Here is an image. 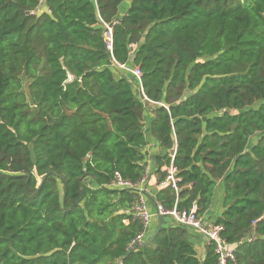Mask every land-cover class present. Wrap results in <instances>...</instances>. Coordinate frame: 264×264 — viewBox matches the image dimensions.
Returning <instances> with one entry per match:
<instances>
[{
  "label": "trees",
  "instance_id": "1",
  "mask_svg": "<svg viewBox=\"0 0 264 264\" xmlns=\"http://www.w3.org/2000/svg\"><path fill=\"white\" fill-rule=\"evenodd\" d=\"M127 1L0 0V264H217L174 224L131 249L138 195L108 186L171 162L152 202L220 186L231 264H264V0Z\"/></svg>",
  "mask_w": 264,
  "mask_h": 264
},
{
  "label": "built area",
  "instance_id": "2",
  "mask_svg": "<svg viewBox=\"0 0 264 264\" xmlns=\"http://www.w3.org/2000/svg\"><path fill=\"white\" fill-rule=\"evenodd\" d=\"M106 29L105 41L109 50L112 45V29L110 26L104 24ZM120 69L130 73L139 83V91L143 100H147L141 89V72L138 68H127L125 66H119ZM176 149L171 154V160L174 159ZM165 172V178L163 181L154 187L169 186L175 193H177V183L180 181L177 178L176 169L172 165L162 169ZM147 176L144 177L139 183L132 184L129 181L121 179L116 174L114 181L108 186L109 189L117 190H131L137 193L138 202L133 207V217L139 220L142 224L143 231L137 237L135 242H141L145 239L149 232V226L154 217L158 218H169L172 220V224L183 227L189 230L193 234V239H200L202 241V248L205 251V247L211 245L213 252L217 257V264H231L235 261V248L229 245L226 240L221 236L223 230L222 226L215 224L210 218H206V215H198L197 209L194 206L190 210H178L176 205L171 210L164 209L159 203H153L152 197H149L147 193ZM156 190V189H155ZM150 200V201H149ZM154 204V211L152 212L151 204ZM251 241V238L248 239ZM201 256V254H199Z\"/></svg>",
  "mask_w": 264,
  "mask_h": 264
},
{
  "label": "crops",
  "instance_id": "3",
  "mask_svg": "<svg viewBox=\"0 0 264 264\" xmlns=\"http://www.w3.org/2000/svg\"><path fill=\"white\" fill-rule=\"evenodd\" d=\"M129 4H130V0L123 3L120 6L121 13H125ZM149 143L150 144L148 145L146 151L149 152L150 155L158 152V150H159L158 145L153 138H151L149 140ZM147 178H148V180H147V193H148L149 197H152L154 199L155 193H156V190L154 189V187L157 186V180L158 179H157L156 174H154V172H152V174H150V177L147 175ZM221 198H222V189L219 186L217 188V191L215 194V199L213 200V204L211 205L210 210L206 214V216H208V218H210L212 221H214L222 212V207H221V200L222 199ZM151 209H152V212L155 210L153 203L151 204ZM169 224H172L171 219L166 218V217L161 218V226L162 225L167 226ZM157 225H158V217H154L150 223L148 235L151 236L155 232V230L157 229ZM143 241H147V240H143ZM193 241L196 244V248H197L196 251H197L198 256H199V254H201V256H199V259L202 260L204 257V254H205V251L203 249H201L202 248V241L200 239H194Z\"/></svg>",
  "mask_w": 264,
  "mask_h": 264
},
{
  "label": "water",
  "instance_id": "4",
  "mask_svg": "<svg viewBox=\"0 0 264 264\" xmlns=\"http://www.w3.org/2000/svg\"><path fill=\"white\" fill-rule=\"evenodd\" d=\"M161 228V219L158 218V225H157V229L155 230V232L152 234V236L147 240V241H141V242H135L132 246H131V249H133L135 246L137 245H148L150 244L154 238L156 237V235L158 234L159 230Z\"/></svg>",
  "mask_w": 264,
  "mask_h": 264
},
{
  "label": "rangeland",
  "instance_id": "5",
  "mask_svg": "<svg viewBox=\"0 0 264 264\" xmlns=\"http://www.w3.org/2000/svg\"><path fill=\"white\" fill-rule=\"evenodd\" d=\"M44 9V7H43V4L41 5V7H40V10L42 11ZM148 111H150V109H147V111L146 112H148ZM148 155H150L149 154V152L147 153ZM150 174H152V170H150L149 171V169H148V171H147V175L150 177ZM157 176V175H156ZM148 179V178H147ZM148 236H146L145 237V239L144 240H148V238H150L151 236L149 235V237L147 238Z\"/></svg>",
  "mask_w": 264,
  "mask_h": 264
}]
</instances>
